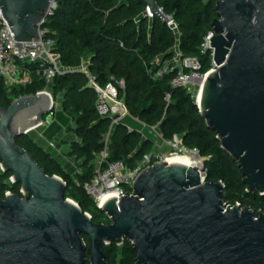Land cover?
Segmentation results:
<instances>
[{
    "label": "water",
    "instance_id": "obj_1",
    "mask_svg": "<svg viewBox=\"0 0 264 264\" xmlns=\"http://www.w3.org/2000/svg\"><path fill=\"white\" fill-rule=\"evenodd\" d=\"M54 1L0 0L18 48L39 39ZM141 1L170 21L158 0ZM216 12L210 46L217 67L196 103L237 162L247 192L263 195L264 0H220ZM51 113L44 92L0 106V167L22 193L0 198V264H108L102 247L125 241L137 252V264H264V212L227 205L225 183L208 181L204 166L154 163L135 178L132 195L104 201L110 223L93 222L66 198L67 182L48 175L18 143L50 123Z\"/></svg>",
    "mask_w": 264,
    "mask_h": 264
},
{
    "label": "trees",
    "instance_id": "obj_2",
    "mask_svg": "<svg viewBox=\"0 0 264 264\" xmlns=\"http://www.w3.org/2000/svg\"><path fill=\"white\" fill-rule=\"evenodd\" d=\"M164 11L174 17L180 29V51L184 56L201 59L203 71L211 68L212 60L202 54V44L211 31L214 8L200 7L196 0H158ZM147 5L141 0H58V8L46 22V38L54 41V52L65 69L57 76L52 88L55 97L63 95V109L75 117L76 135L80 139L71 145L70 156L81 161L75 175L68 173L29 134L20 136L18 143L29 151L48 175H57L67 184L66 198L79 204L92 215L93 222L110 223L101 215L84 185L96 175L95 160L104 150L113 118L101 116L97 109L98 94L82 70L88 65L90 74L101 87L125 81L119 88L130 114L146 126H158L166 141L175 136L189 150H196L203 159L204 172L210 182L226 185L227 205L250 207L256 215L264 212V194L248 193L238 164L221 148L217 134L208 128L200 114L196 96L184 88H172L175 72L156 78V59L165 62L176 54L177 38L170 26L154 15L144 17ZM32 72V82L8 87L0 77V106L8 108L13 100L35 94L46 86L44 79ZM118 86V85H117ZM171 93L167 104L164 97ZM154 140L143 133L118 123L111 134L109 162L122 161L135 169L154 148ZM11 172L0 167V198L8 192L22 194L21 186L10 183ZM87 240V239H86ZM108 264H137V252L129 241L122 246L104 245Z\"/></svg>",
    "mask_w": 264,
    "mask_h": 264
},
{
    "label": "built area",
    "instance_id": "obj_3",
    "mask_svg": "<svg viewBox=\"0 0 264 264\" xmlns=\"http://www.w3.org/2000/svg\"><path fill=\"white\" fill-rule=\"evenodd\" d=\"M57 8L58 0H55L48 13L44 14L45 18L40 27L39 39L37 41L24 42L21 48L16 46L15 35L0 10V77L5 80L8 87H13L16 84L25 85L32 82L31 69H34L35 74L46 82V86L35 94L44 92L50 96L52 112L57 99L52 88L57 76L62 75L65 71L60 64V56L54 52V41L46 38L44 25L54 15ZM168 16L170 21L167 24L172 28L177 38V44L174 47L176 54L172 60L165 63L161 57L156 59L158 70L155 77L162 78L171 72H175V77L171 82L172 88H184L195 95L197 94L196 99L198 101L207 76L217 67L214 61V49L210 46V37L214 36L215 32L213 29L209 31L202 44V54L208 55L212 60L211 68L205 72L202 70L203 65L199 57L184 56L181 53L179 47L181 36L179 26L173 16ZM147 17L150 19L154 18V14L150 13L149 9L147 10ZM82 70L87 74L91 86L98 94L97 109L101 116H110L113 118V123H118L120 119L130 115L125 101L119 97V88H125V81L118 82V86L114 83H109L106 87H101L90 74L86 63L83 64ZM164 99L167 104H170L172 100L171 93H166ZM111 101L116 104L114 107L111 105ZM117 116L119 119H115ZM158 125L160 126V124ZM149 127L157 132L158 126ZM29 133L30 131H27L26 134ZM110 138L109 132L108 137H106L105 148L95 160V178L84 185V190L92 198L99 210L102 209L101 206L108 197L123 198L125 195H132L134 180L142 170H147L148 167L160 161L171 164L168 157L158 160L154 159L152 154L146 155L135 169H129L122 161L109 162L110 153L108 146ZM174 141L178 145L182 143L183 150H187L178 136L174 137ZM192 151L198 154L196 150ZM201 166H204L203 163H201ZM10 181L13 184L12 177ZM86 214L92 217L90 213L86 212Z\"/></svg>",
    "mask_w": 264,
    "mask_h": 264
},
{
    "label": "crops",
    "instance_id": "obj_4",
    "mask_svg": "<svg viewBox=\"0 0 264 264\" xmlns=\"http://www.w3.org/2000/svg\"><path fill=\"white\" fill-rule=\"evenodd\" d=\"M63 68V67H62ZM64 69V68H63ZM65 71V69H64ZM60 101L52 112L50 123H44L30 131L29 136L34 142L50 154L70 174L75 175L81 161L71 157V145L80 141L74 129L75 117L63 109V95L57 96Z\"/></svg>",
    "mask_w": 264,
    "mask_h": 264
},
{
    "label": "rangeland",
    "instance_id": "obj_5",
    "mask_svg": "<svg viewBox=\"0 0 264 264\" xmlns=\"http://www.w3.org/2000/svg\"><path fill=\"white\" fill-rule=\"evenodd\" d=\"M16 85H19V84H16ZM60 95L62 96V94H60ZM193 95L197 97V94L195 95L193 93ZM56 98H57L56 99L57 103H59L58 101H60L59 100L60 97L59 98L56 97ZM111 105L114 107L116 104L113 101H111ZM120 122L125 124L126 126H128L129 129H131V130H137V131L142 132L144 137H149V138L154 140V143H155L154 148H153V151L150 153V154H152L154 159L159 160L161 158L164 159L165 157L171 158L174 155H176L177 153L180 155L188 154V152H189V154L193 153V151L189 150V149H187L186 151L183 150L182 143H180L178 145L174 140L166 141L163 138V136H161L162 134L159 135L161 133V129H160L161 127L159 125H158L157 130H156L157 132H155V130H153V128L146 126L144 123H142L139 119L133 117L131 114L125 118L120 119L118 123H120ZM118 123L112 124L111 130H110V135L113 133V130ZM106 137H108V135ZM180 140H182V139L180 138ZM197 157H198V160L201 163H203V159L200 158L198 154H197ZM10 183H11V181H10ZM242 207H244V206H242ZM100 214L106 216V214L103 211Z\"/></svg>",
    "mask_w": 264,
    "mask_h": 264
},
{
    "label": "bare ground",
    "instance_id": "obj_6",
    "mask_svg": "<svg viewBox=\"0 0 264 264\" xmlns=\"http://www.w3.org/2000/svg\"><path fill=\"white\" fill-rule=\"evenodd\" d=\"M169 161L171 163L176 162V163L185 164L187 166L201 167V163L198 160L197 154L194 152L192 154H189L188 152V154H184V155L176 154L173 157L169 158Z\"/></svg>",
    "mask_w": 264,
    "mask_h": 264
},
{
    "label": "flooded vegetation",
    "instance_id": "obj_7",
    "mask_svg": "<svg viewBox=\"0 0 264 264\" xmlns=\"http://www.w3.org/2000/svg\"><path fill=\"white\" fill-rule=\"evenodd\" d=\"M220 0H196V3L200 6V7H204V8H214L215 12H216V6L218 4ZM215 18L217 17V12L215 13Z\"/></svg>",
    "mask_w": 264,
    "mask_h": 264
}]
</instances>
